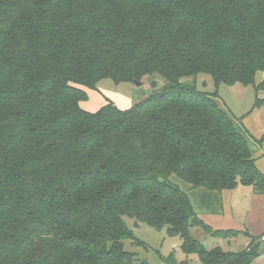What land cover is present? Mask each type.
<instances>
[{
	"label": "trees",
	"instance_id": "1",
	"mask_svg": "<svg viewBox=\"0 0 264 264\" xmlns=\"http://www.w3.org/2000/svg\"><path fill=\"white\" fill-rule=\"evenodd\" d=\"M258 72L264 0H0V264H145L125 218L199 264H253L256 239L232 252L191 235L206 225L171 177L210 211L224 189L264 193L242 124L182 81L253 85L261 107ZM146 76L165 84L126 109L80 106L102 79Z\"/></svg>",
	"mask_w": 264,
	"mask_h": 264
},
{
	"label": "rangeland",
	"instance_id": "2",
	"mask_svg": "<svg viewBox=\"0 0 264 264\" xmlns=\"http://www.w3.org/2000/svg\"><path fill=\"white\" fill-rule=\"evenodd\" d=\"M151 80H156V86L152 87ZM183 82L196 85L197 89L205 92H213L216 90L218 95V103L226 110H229L239 122H244L255 125V120L252 116L260 107H254L256 91L253 85H243L240 83L225 84L220 83L215 85L210 75L198 74L195 77L183 78ZM165 84V80L159 76H146L140 81V84L134 82H122L115 84L111 79L105 78L98 82L96 90H87L88 99L81 102V105L87 107L93 102L92 100L109 98L120 109H126L136 102H139L154 92H158ZM263 93H259V96ZM96 109L97 107L94 106ZM253 120V121H252ZM254 130L255 126H254ZM264 134V125L262 133ZM260 134V135H261ZM262 136V135H261ZM172 181L177 183L180 188L188 192L191 196L192 203L196 210L200 212L214 213L213 211L201 209L198 204V199L193 197L192 191L188 189V185L171 177ZM210 211V212H209ZM125 221L131 230L133 239H125L123 247L126 251L134 254L137 261L145 264H199L195 254H185L181 248V240L177 236H169L166 232V227L155 229L145 223L135 225L134 220L125 218ZM191 235L199 240L205 247H218L222 250H230L239 252L245 247V242L242 236L239 238L229 237H207L206 233L201 228L192 230ZM259 253H264V242H259ZM264 264V254L260 256L258 263Z\"/></svg>",
	"mask_w": 264,
	"mask_h": 264
},
{
	"label": "crops",
	"instance_id": "3",
	"mask_svg": "<svg viewBox=\"0 0 264 264\" xmlns=\"http://www.w3.org/2000/svg\"><path fill=\"white\" fill-rule=\"evenodd\" d=\"M264 78V72L256 74V83H259ZM105 98L95 100L87 107L80 106L88 111H95L105 103ZM112 101V100H111ZM97 107L96 109L94 108ZM255 125L240 122L251 139L250 148L252 151V158L258 170L264 175V141L262 143H255L253 139H260L264 134L262 133L264 125V106L253 114ZM252 120V121H253ZM254 126L255 129L254 130ZM262 136H261V135ZM220 205H214V213L200 212L196 210L197 217L202 221L206 227L199 226L192 227L190 232L195 228H201L206 237H217L212 235L214 231H229L230 234L226 237L239 238L242 236L245 242L246 249L253 241L258 243V256L254 259V263H258L260 256L264 253H259V242H264L261 237L264 235V193L255 192L250 186L238 185L233 189H224L219 195ZM210 212V211H209ZM242 249V250H243ZM230 251V250H225Z\"/></svg>",
	"mask_w": 264,
	"mask_h": 264
},
{
	"label": "water",
	"instance_id": "4",
	"mask_svg": "<svg viewBox=\"0 0 264 264\" xmlns=\"http://www.w3.org/2000/svg\"><path fill=\"white\" fill-rule=\"evenodd\" d=\"M134 83H135V84H138V85L140 84V82H138V81H134ZM134 222H135V225L138 226V222H137L136 220H134Z\"/></svg>",
	"mask_w": 264,
	"mask_h": 264
},
{
	"label": "built area",
	"instance_id": "5",
	"mask_svg": "<svg viewBox=\"0 0 264 264\" xmlns=\"http://www.w3.org/2000/svg\"><path fill=\"white\" fill-rule=\"evenodd\" d=\"M261 240L264 241V235L261 237Z\"/></svg>",
	"mask_w": 264,
	"mask_h": 264
}]
</instances>
